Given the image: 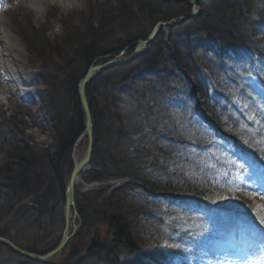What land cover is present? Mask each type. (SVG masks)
Returning <instances> with one entry per match:
<instances>
[{
    "label": "rangeland",
    "instance_id": "rangeland-1",
    "mask_svg": "<svg viewBox=\"0 0 264 264\" xmlns=\"http://www.w3.org/2000/svg\"><path fill=\"white\" fill-rule=\"evenodd\" d=\"M123 1L129 3V0H75L71 5L46 4V13L39 16L30 8L31 0H0L2 22L15 31L27 52L22 54L26 63L10 57L18 68L27 70L20 74L24 86L19 91L12 89L6 101L0 99V130L11 140L17 139L16 144L10 141L0 152V167L18 162L20 153H15V148L25 150L33 162L37 161L32 173L33 180L39 183L37 187L44 189L51 182L50 158L59 150V136L68 130L66 124L75 109L68 77L73 72L69 63L73 62L77 49L85 42H93V32L101 29L108 30L103 44L105 52L119 50L118 42L142 29V25L133 26L128 32L125 28L102 26L111 16H117ZM221 1L203 0L198 5L200 16ZM183 26L194 29L196 59L205 52H220L218 41L201 33L192 21ZM41 38L48 41L50 49L39 58L25 39ZM224 54L232 57L235 52L225 49ZM138 64L137 60L121 70L123 73L135 70ZM116 69L101 73L92 86L97 106L92 161L80 173L76 187L83 216L76 201L78 214L88 227L73 240L86 242L81 247L82 254L68 264H143L144 261L156 264L147 256L156 249L161 250L169 264H264V225L257 220H240L233 212L249 211L256 218L258 212H264L261 208L264 206L263 163L242 152L246 149L235 137H225L220 125L205 111L204 101L194 96V77L185 76L186 84L172 81L162 87L155 69H143L122 85V94L114 99L107 82L116 76ZM169 72L173 75L175 71L169 69ZM51 84L58 88L56 92ZM116 130H121V137L116 136ZM88 144V139H84L78 146L79 160L85 157ZM171 145L176 148L174 155L166 149ZM161 152H167L171 159H165ZM126 168L130 173L140 172L153 188L148 189L141 182L133 185L131 178L121 177L119 174ZM208 176L217 180L215 189L210 188L209 199L177 194L182 188L180 181L192 183L194 178L201 181V177ZM36 191L35 186L32 192ZM56 195L57 191L52 196ZM45 207H36L34 197L27 196L9 216H0V232H4L0 236L30 252L51 251L64 231L65 200H49ZM179 210L190 214L185 216L187 221L182 220ZM117 214L129 222L136 243L147 255L134 254L112 240L109 220ZM183 222L191 226L190 235L173 233V229L186 230L179 229L180 224L185 225ZM194 232L197 237L191 235ZM93 245L106 247L111 254L95 253ZM179 248L185 249L179 252ZM69 256L67 249L49 264H63ZM0 264L43 263L22 257L0 244Z\"/></svg>",
    "mask_w": 264,
    "mask_h": 264
},
{
    "label": "trees",
    "instance_id": "trees-1",
    "mask_svg": "<svg viewBox=\"0 0 264 264\" xmlns=\"http://www.w3.org/2000/svg\"><path fill=\"white\" fill-rule=\"evenodd\" d=\"M190 11L189 0H129V3L123 1L117 16H111L110 18H113L102 26L125 28L128 32L133 26L142 25V29L137 30L128 39L118 42L117 48L119 50L105 52L103 44L108 30H95L93 32L94 41L81 44L73 57V62L69 63L73 72L68 77V84L75 109L71 119L66 124L68 130L59 136V150L50 158L53 171L52 180L44 189L41 185L39 186L42 188L37 187L36 183H39L32 178L33 168L37 166V161L33 162L32 157L27 155L28 151L21 152L15 148L14 152L20 153L17 156L18 162L9 167H0L1 217L13 213L15 205L24 201L29 195L34 197L35 206L42 209H46L45 206L49 200L52 201L55 198L65 200L68 177L73 169L71 155L74 143L85 129L84 113L79 101L77 85L87 69L92 64L101 62L102 56L117 54L127 48H129V52L132 51L139 40L147 38L157 22L176 19L190 13ZM192 22L201 33L218 41L221 48L220 52L213 54L205 52L202 58L196 59L194 53L198 46L196 45L194 29L183 28L185 26H182L168 29V33L161 30L155 42L138 59L139 64L135 70L123 73L121 69L124 67L118 68L116 69L118 75L116 74L111 79L108 78L107 84L112 87L110 96L115 99L120 93L122 94V85L129 82L143 69V71L155 69L160 77L158 84H161L162 87L170 85L172 81L177 84H186L185 76L194 77L196 95L204 101V109L209 116L220 125L223 132L235 137L243 148L252 151L264 163V0H222L211 11L203 13L202 16ZM182 30L184 31L181 32ZM100 35L101 37H99ZM25 40L32 53L39 58H42V54L50 49L45 38L38 41ZM225 49L228 52L234 51L235 55L226 56L227 54H224ZM169 69L175 71L173 75H169L171 74ZM247 75L250 78H247ZM168 76L170 78L166 82ZM97 79L87 88L95 129L97 106L94 104L95 97L92 93V86ZM50 86L54 92L58 90L53 84ZM120 131H115L116 136L121 137ZM13 139L11 140L9 135L3 134L0 130V152L10 145V141L11 144L17 143V139ZM15 144L14 146H16ZM166 149L171 151V154H176V148L173 145L170 148L166 147ZM161 153L165 159H171V155L166 154L167 152ZM157 155L160 156V153ZM119 175L141 182L148 189L153 188L144 176L141 177L140 172L130 173L129 168H126ZM201 178V181L199 178H194L192 183L183 184L180 181L182 188L177 194L181 197L192 195L209 199L212 190L210 188L215 189V181L217 180L214 176ZM35 186L37 191L34 193L32 189ZM129 188L135 189L132 186ZM56 191L58 195L53 197L52 195ZM76 201L78 210L83 216L78 195H76ZM29 209L31 208L29 207ZM178 212H181L180 216L184 217L182 220H186L185 216H190L188 213L183 214L181 210ZM237 213H240L242 218H246L248 221L249 219L259 221V217L252 216L249 211L243 213L238 211ZM183 223L185 225L180 224L179 229L186 230L179 232L178 229H173V233H178L180 236L190 235L188 233L191 232V226L186 222ZM109 224L112 226V240L115 243L129 248L134 254L147 255L148 252H145L136 243L130 224L123 216L114 215L109 220ZM0 234L4 235V232H0ZM160 235L157 234L159 237ZM191 235L197 237L195 232ZM68 248L70 249V256L66 261H63V264H68L71 259L78 257L83 252L81 240L71 243ZM183 249L185 248H179V252ZM92 251L111 254L108 248L96 247L95 245H93ZM160 251L158 249L153 250L147 256L153 258L158 264H169ZM32 252L38 253L39 251L32 250ZM115 264L117 263L115 262Z\"/></svg>",
    "mask_w": 264,
    "mask_h": 264
},
{
    "label": "water",
    "instance_id": "water-1",
    "mask_svg": "<svg viewBox=\"0 0 264 264\" xmlns=\"http://www.w3.org/2000/svg\"><path fill=\"white\" fill-rule=\"evenodd\" d=\"M201 1L202 0H193L192 11L190 14L186 16H181L178 19H173L168 22H158L152 29L148 38L146 40L139 41L133 53L127 58L123 57L124 52L116 56H108L109 59L106 62L101 64H93L87 70L85 76L79 81L77 86V92L85 116V130L78 138L73 148L72 161L74 168L69 177L68 185L65 192V213H64L65 227L61 240L59 244L56 246V248H54L52 251L46 254H36L20 248L6 237H1V236H0V244L7 246L14 253L22 257H25L35 262L47 264L52 260L61 256L67 244L69 243V241L75 235V233L78 231L79 228L84 229L88 227L86 222H82V224L75 225L77 219L81 221V216L78 214L77 211V205L75 200V189H76V185L79 183L80 173L88 169V167L90 166L92 161V153H93L94 123H93V116H92L90 104L87 98L86 88L99 74L104 73L112 68L128 65L132 63L134 60H136L140 56V54L144 52L148 48V46H150L154 42L161 29L178 27L189 22L192 19L197 18L200 13L198 4ZM86 137L88 138L89 141L86 155L82 160H78L76 157L78 146L80 145L82 140H84ZM72 227H73V231L71 232Z\"/></svg>",
    "mask_w": 264,
    "mask_h": 264
},
{
    "label": "bare ground",
    "instance_id": "bare-ground-1",
    "mask_svg": "<svg viewBox=\"0 0 264 264\" xmlns=\"http://www.w3.org/2000/svg\"><path fill=\"white\" fill-rule=\"evenodd\" d=\"M75 0H31L30 8L33 9L39 16L46 13V4L51 5L58 3L60 5H71ZM0 74H3V80H0V99L6 101L12 89L19 91L24 86V80L21 79L20 74L27 71L18 68L14 64V60L10 57L16 58L21 63H26L22 54H27L26 48L15 33L0 17ZM40 137V136H39ZM43 140V138H41ZM76 196V193H75ZM11 241V240H10ZM15 244V243H14ZM143 264H152L148 261Z\"/></svg>",
    "mask_w": 264,
    "mask_h": 264
},
{
    "label": "snow or ice",
    "instance_id": "snow-or-ice-1",
    "mask_svg": "<svg viewBox=\"0 0 264 264\" xmlns=\"http://www.w3.org/2000/svg\"><path fill=\"white\" fill-rule=\"evenodd\" d=\"M261 208H264V206H261ZM259 216V223L264 225V212H258Z\"/></svg>",
    "mask_w": 264,
    "mask_h": 264
}]
</instances>
